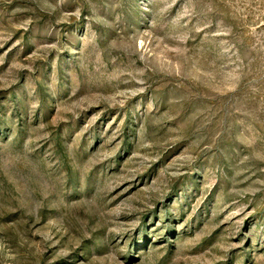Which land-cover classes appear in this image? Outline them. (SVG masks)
Instances as JSON below:
<instances>
[{
	"label": "rangeland",
	"instance_id": "obj_1",
	"mask_svg": "<svg viewBox=\"0 0 264 264\" xmlns=\"http://www.w3.org/2000/svg\"><path fill=\"white\" fill-rule=\"evenodd\" d=\"M0 264H264V0H0Z\"/></svg>",
	"mask_w": 264,
	"mask_h": 264
}]
</instances>
